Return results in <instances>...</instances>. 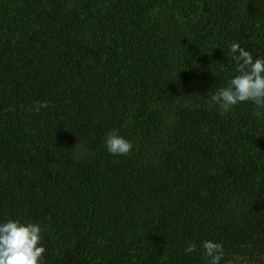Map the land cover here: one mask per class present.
Instances as JSON below:
<instances>
[{
  "label": "trees",
  "instance_id": "16d2710c",
  "mask_svg": "<svg viewBox=\"0 0 264 264\" xmlns=\"http://www.w3.org/2000/svg\"><path fill=\"white\" fill-rule=\"evenodd\" d=\"M0 264H264V0H0Z\"/></svg>",
  "mask_w": 264,
  "mask_h": 264
}]
</instances>
